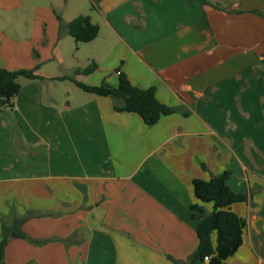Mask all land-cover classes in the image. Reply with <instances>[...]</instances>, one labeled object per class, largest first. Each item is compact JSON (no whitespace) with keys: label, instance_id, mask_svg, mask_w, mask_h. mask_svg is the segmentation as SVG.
Returning <instances> with one entry per match:
<instances>
[{"label":"crops","instance_id":"crops-1","mask_svg":"<svg viewBox=\"0 0 264 264\" xmlns=\"http://www.w3.org/2000/svg\"><path fill=\"white\" fill-rule=\"evenodd\" d=\"M33 10L0 15V66L41 76L18 78L13 106H0V237L14 219L26 235L8 239L4 264H186L201 219L190 205L212 211L192 181L223 171L246 199L230 205L242 241L220 264H264V0ZM79 14L99 30L76 44L60 25ZM115 68L171 110L148 125L75 83L116 86Z\"/></svg>","mask_w":264,"mask_h":264},{"label":"trees","instance_id":"trees-1","mask_svg":"<svg viewBox=\"0 0 264 264\" xmlns=\"http://www.w3.org/2000/svg\"><path fill=\"white\" fill-rule=\"evenodd\" d=\"M202 2L203 0H198ZM59 19V17H58ZM99 27L90 20L88 14H79L72 18L65 26L60 25V33L66 32L73 37L76 44L88 42L98 34ZM96 64L91 61L86 67L77 72L88 74L94 70ZM37 66L31 69L6 70L0 66V106L11 108L13 98L20 88L18 78H41L35 72ZM75 83L85 91L99 95H108L120 104L114 108L118 111L135 112L143 121L152 125L158 121L162 114L168 113L169 106L159 102L154 94V88H140L133 85L127 75L119 71L116 86L107 87L102 82L100 85H87L80 81ZM227 171L212 176L208 180L193 179L192 186L196 198L202 202H211L212 211L206 213L198 204L190 205L191 209L201 212V219L196 227L197 246L189 256L186 264H195L203 260L205 255H210L208 264H220L224 259L233 254L242 241L244 220L230 209L234 202L244 201L246 195L232 191L226 184ZM20 220L14 219L10 225H2L0 237V264H4V247L10 237L25 238L20 231ZM215 233V244L211 235ZM175 264H179L174 260Z\"/></svg>","mask_w":264,"mask_h":264},{"label":"rangeland","instance_id":"rangeland-1","mask_svg":"<svg viewBox=\"0 0 264 264\" xmlns=\"http://www.w3.org/2000/svg\"><path fill=\"white\" fill-rule=\"evenodd\" d=\"M51 1L54 2L55 7L57 6H61L63 5L65 8H70V6L72 5L74 0H23V4L21 7H19L18 9H15L13 7V4L15 2V0H0V15L2 16H9V17H15L16 14H28V15H33V6H41V5H46L48 3H50ZM15 23H7L4 24V29L8 32H12L15 33L16 30L14 29V27H17V31L18 33H22L23 32V25H13ZM12 26V27H11Z\"/></svg>","mask_w":264,"mask_h":264},{"label":"built area","instance_id":"built-area-1","mask_svg":"<svg viewBox=\"0 0 264 264\" xmlns=\"http://www.w3.org/2000/svg\"><path fill=\"white\" fill-rule=\"evenodd\" d=\"M210 257H211L210 255H205L203 257V260L206 261V262H208L210 260Z\"/></svg>","mask_w":264,"mask_h":264},{"label":"water","instance_id":"water-1","mask_svg":"<svg viewBox=\"0 0 264 264\" xmlns=\"http://www.w3.org/2000/svg\"><path fill=\"white\" fill-rule=\"evenodd\" d=\"M114 72H118V68L113 69ZM105 86L110 87L111 85L104 83ZM171 108V107H170Z\"/></svg>","mask_w":264,"mask_h":264}]
</instances>
